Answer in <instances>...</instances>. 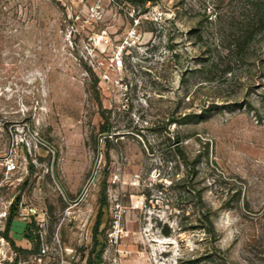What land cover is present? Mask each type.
Here are the masks:
<instances>
[{"label": "rangeland", "instance_id": "obj_1", "mask_svg": "<svg viewBox=\"0 0 264 264\" xmlns=\"http://www.w3.org/2000/svg\"><path fill=\"white\" fill-rule=\"evenodd\" d=\"M247 5L0 0V264H264V30L218 49Z\"/></svg>", "mask_w": 264, "mask_h": 264}, {"label": "trees", "instance_id": "obj_2", "mask_svg": "<svg viewBox=\"0 0 264 264\" xmlns=\"http://www.w3.org/2000/svg\"><path fill=\"white\" fill-rule=\"evenodd\" d=\"M247 7L240 12L238 15L231 17V21L228 23L220 24V42L218 43V49L224 50L228 55L233 54H247L249 50L254 49L258 42L257 34L264 30V3L259 0H247ZM264 42V39H262ZM261 42V40H260ZM219 51V50H217ZM230 63H227L229 67ZM184 158L188 161L187 156L182 152ZM107 197L103 195L101 197V205L106 203ZM17 207L12 206L10 219L8 222L7 231L4 236L9 238V231L13 228L14 215L16 213ZM100 217V216H99ZM204 221L206 224H211L209 216L205 215ZM99 222L94 228V237L97 241V235L99 230ZM25 234L27 237L33 240H38L39 235L33 230V225L31 223L26 224ZM95 251H98V243L96 244Z\"/></svg>", "mask_w": 264, "mask_h": 264}, {"label": "built area", "instance_id": "obj_3", "mask_svg": "<svg viewBox=\"0 0 264 264\" xmlns=\"http://www.w3.org/2000/svg\"><path fill=\"white\" fill-rule=\"evenodd\" d=\"M91 15L93 17H99L101 15V12L98 10V8L96 7H93L91 9ZM9 166V169H10V165ZM22 213L25 214V212L22 210ZM37 214V209L36 208H31L29 209L27 212H26V216L27 218H30L31 219V216H35ZM31 223V222H30ZM43 252H45V250L43 249Z\"/></svg>", "mask_w": 264, "mask_h": 264}]
</instances>
